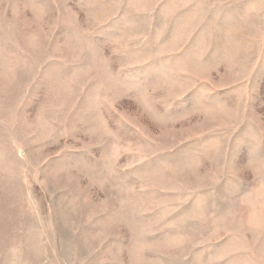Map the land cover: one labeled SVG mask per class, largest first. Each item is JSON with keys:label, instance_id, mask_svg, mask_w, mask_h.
Returning a JSON list of instances; mask_svg holds the SVG:
<instances>
[{"label": "rangeland", "instance_id": "374dc122", "mask_svg": "<svg viewBox=\"0 0 264 264\" xmlns=\"http://www.w3.org/2000/svg\"><path fill=\"white\" fill-rule=\"evenodd\" d=\"M0 264H264V0H0Z\"/></svg>", "mask_w": 264, "mask_h": 264}]
</instances>
